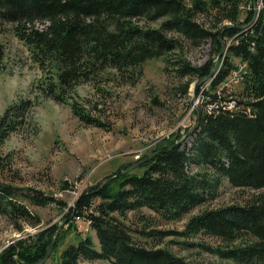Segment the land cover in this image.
<instances>
[{
  "label": "trees",
  "instance_id": "1",
  "mask_svg": "<svg viewBox=\"0 0 264 264\" xmlns=\"http://www.w3.org/2000/svg\"><path fill=\"white\" fill-rule=\"evenodd\" d=\"M253 5V0H189V4L185 0H0V28L11 26L14 35L33 50L40 67L52 64L54 77L45 88L46 96L69 104L74 116L87 126L100 124L85 106L69 103L80 82H92L108 68L122 74H142L148 61L183 49L180 38L169 34L181 36L196 48L211 41L215 59L223 44L231 41L223 68L203 95L199 109L202 118L191 148L180 146L159 153L137 167L144 170L142 175L133 171L85 191L71 214L89 222L98 247L88 236L59 254L65 238L61 235L46 264L100 260L112 264H189L168 249L139 243L135 238L138 234L160 239L171 232H140L127 224L129 214L149 209L166 221H180L216 200L224 182L260 193L245 205L206 210L191 217L183 234L218 239L222 246L213 251L222 260L264 264V11L256 13ZM198 15L206 17L208 28L197 21ZM162 18L166 20L158 29L138 24L142 19L157 22ZM38 24L45 27L39 29ZM4 58L5 46L0 42V66ZM214 60L194 67L180 59L174 67L180 79L207 80L216 66ZM239 65L245 67L239 72L241 85L235 95L225 96L219 90L224 91L222 86L227 85ZM127 77L129 81L135 78L134 74ZM189 88L190 82L184 84L181 94L187 95ZM230 97H235L237 109L220 110L219 101ZM32 108L31 101L19 100L6 110L0 119V146L27 123ZM212 111L218 112L206 113ZM197 115L198 110L194 111ZM181 138L178 136L153 154L170 148ZM7 166L8 161L0 153V216L17 231H23L24 225L36 228L42 224L34 207H67L40 191L3 181ZM55 233L53 226L15 241L0 253V264L40 262L47 256Z\"/></svg>",
  "mask_w": 264,
  "mask_h": 264
},
{
  "label": "rangeland",
  "instance_id": "2",
  "mask_svg": "<svg viewBox=\"0 0 264 264\" xmlns=\"http://www.w3.org/2000/svg\"><path fill=\"white\" fill-rule=\"evenodd\" d=\"M185 2L189 4V0ZM261 10L264 11V0H259L255 11L260 13ZM245 16L244 12L242 18ZM165 20L148 22L142 19L138 24L158 29ZM197 21L209 27L205 23L206 17L198 15ZM44 27L37 25L39 29ZM169 35L180 38L183 49L166 58L148 61L142 67V74L139 75V71L122 74L108 68L94 81L80 82L76 86L69 103L85 106L87 113L100 124L95 127L87 126L75 117L69 104L57 103L46 96L45 88L54 77L52 64L48 62L45 69L40 67L34 60L33 50L14 35L11 26L0 28V42L5 46V58L0 66V119L19 100H29L33 104L27 123L0 146V153L9 164L1 178L14 186L40 191L67 204L64 210L55 205L32 208L41 217L42 224L36 228L24 225L23 231H17L7 218L0 216V253L15 241L53 226H56V241L59 236H65L59 254L88 236L98 247L96 234L86 219H74L72 230H68L69 222L64 223L65 216L71 215V208L80 196L112 177L120 168L131 167L145 155L176 141L178 136L182 140L193 128L197 120L194 111L203 105V95L223 68L228 50L218 63L216 75L197 86L199 80L195 78H178L174 64L182 59L194 67L204 66L215 59L212 42L196 48L177 34ZM226 45L228 49L231 41H226ZM214 62L217 64L218 59ZM132 74L135 78L129 81L127 76ZM188 82V94H181L180 89ZM241 82L240 73L232 75L227 85L222 86L224 91L220 89L219 92L233 96ZM195 132L187 137L182 148H191ZM133 171L138 175L144 172L137 168ZM259 193L224 182L216 200L196 208L180 221H166L149 209H142L140 214H129L127 224H133L145 233L152 230L171 232L160 239L146 234H138L135 238L149 248L168 249L189 264H236L215 255L213 250L222 246L218 239L203 234L190 237L183 233L191 217L206 210L245 205ZM84 264L112 263L100 260Z\"/></svg>",
  "mask_w": 264,
  "mask_h": 264
},
{
  "label": "water",
  "instance_id": "3",
  "mask_svg": "<svg viewBox=\"0 0 264 264\" xmlns=\"http://www.w3.org/2000/svg\"><path fill=\"white\" fill-rule=\"evenodd\" d=\"M253 4H254V7L256 8V7H257V0H253ZM223 48H224V47H223ZM222 53H223V49H222V52H221L220 56L222 55ZM218 65H219V64H218V62H217L216 66H218ZM215 69H216V67H215ZM215 69L212 71V73H211V75H210V78L214 75V73H215V72H214ZM203 82H204V80H200V81L198 82L197 86L201 85ZM201 115H202L201 112L198 110V115H197L196 124L193 126V128H192L189 132H187V134L184 136V138H183L182 140L177 141L173 146H171L170 148H168V149H166V150H162V151H160V152H158V153L151 154V155L147 156L146 158H144L142 161L135 162L134 164L131 165V167H128V166L123 167V169L120 170L115 176L110 177V178H108V179H106V180L100 182L99 184H97V185H95V186H92L90 189H92V188H96V187H102V186H104V185H107V184H109V183H112V182L116 181L117 179H119L120 177H122L124 174H127V173L132 172L133 169H135V168L141 166L143 163L149 161V160H150L151 158H153L155 155H158L159 153H166V152H169V151H171V150H173V149H175V148L180 147V146L185 142V140L187 139V137L190 136L193 132H195V131L199 128V126H200V121H201V118H202ZM88 190H89V189H88ZM88 190H87V191H88ZM74 219H75V213L73 212V213H72V214H71V215L65 220L64 223L69 222L68 230H72V229H73V225H74V221H73V220H74ZM56 237H57V236L54 237V239H53V241H52V243H51V245H50V247H49V250H48V254H47V256H46L43 260H41L40 262H38V263H36V264H46V262L49 260L51 254H52V251H53V247H54L55 242H56Z\"/></svg>",
  "mask_w": 264,
  "mask_h": 264
},
{
  "label": "built area",
  "instance_id": "4",
  "mask_svg": "<svg viewBox=\"0 0 264 264\" xmlns=\"http://www.w3.org/2000/svg\"><path fill=\"white\" fill-rule=\"evenodd\" d=\"M261 2H262V0H261ZM245 69V67L243 66V65H239V70L237 71H235L234 73H233V75H237L241 70H244ZM229 91V93L231 92V90H228ZM201 103L203 102V99L200 101ZM220 102V104H221V109L220 110H229V107H236V109H237V102L235 101V97H230V98H228V99H226V100H224V101H219ZM206 108V107H205ZM205 111V110H204ZM219 111V110H218ZM218 111H212V112H206V113H211V114H214V113H216V112H218Z\"/></svg>",
  "mask_w": 264,
  "mask_h": 264
},
{
  "label": "bare ground",
  "instance_id": "5",
  "mask_svg": "<svg viewBox=\"0 0 264 264\" xmlns=\"http://www.w3.org/2000/svg\"><path fill=\"white\" fill-rule=\"evenodd\" d=\"M258 3H259V0H257V7H256V8L254 7L255 10L258 9ZM253 6H254V5H253ZM223 47H224V48H222V49H223V53H222L221 56L219 55V57H218V63H219L220 59H221V58L224 56V54H225L226 45L223 44ZM221 52H222V51H221ZM220 54H221V53H220ZM218 67H219V66H216V69H215V71H214V72H215L214 75H213L211 78L209 77L207 80L212 79V78L216 75V73L218 72ZM207 80H204V82L207 81ZM117 173H118V172H117ZM117 173H116V174H117ZM116 174H115V175H116ZM115 175H114V176H115ZM112 177H113V176H112ZM117 180H118V179H117ZM75 219H76V216H75Z\"/></svg>",
  "mask_w": 264,
  "mask_h": 264
}]
</instances>
